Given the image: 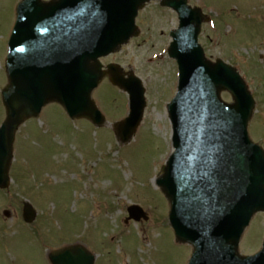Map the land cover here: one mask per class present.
Returning <instances> with one entry per match:
<instances>
[{
  "label": "rangeland",
  "instance_id": "374dc122",
  "mask_svg": "<svg viewBox=\"0 0 264 264\" xmlns=\"http://www.w3.org/2000/svg\"><path fill=\"white\" fill-rule=\"evenodd\" d=\"M19 1L0 0V96ZM189 2L206 8L213 21L204 25L200 37L207 57L237 67L257 101L249 132L264 149V0ZM137 24L142 35L103 63H117L142 79L147 90L144 123L127 145L119 144L111 126L129 113L128 99L108 83L95 93L108 123L102 129L84 120L72 122L57 104L27 122L14 144L12 187L0 191V232L9 233L0 234V264H48L50 250L77 242L97 255V264L189 263L191 248L177 242L168 221L169 203L155 185L173 151L167 108L178 77L167 54V34L176 29L178 18L154 0L140 12ZM223 97L231 101L228 94ZM4 119L2 106L0 124ZM25 200L38 212L31 225L22 219ZM133 204L142 206L148 221H128ZM4 210H10L9 218ZM263 238L264 215H257L240 252H257Z\"/></svg>",
  "mask_w": 264,
  "mask_h": 264
},
{
  "label": "water",
  "instance_id": "95a60500",
  "mask_svg": "<svg viewBox=\"0 0 264 264\" xmlns=\"http://www.w3.org/2000/svg\"><path fill=\"white\" fill-rule=\"evenodd\" d=\"M149 0H24L9 42L3 91L7 120L0 129V186H9L12 146L19 125L43 106L60 103L73 118L104 119L91 93L105 76L99 57L119 49L135 33V17ZM181 25L170 55L178 60L180 86L169 105L175 152L158 180L169 199L177 239L194 248L189 264H264V248L241 257L238 245L253 215L264 211V152L247 133L254 102L235 70L205 60L197 38L203 17L186 0H169ZM111 80L130 93L131 115L116 129L126 142L145 108L144 89L124 81L114 66ZM229 91L235 104L220 98ZM131 212L140 208L133 207ZM133 216V215H132ZM25 218L34 212L27 206ZM139 217H137L138 219ZM53 264H94L81 246L54 251Z\"/></svg>",
  "mask_w": 264,
  "mask_h": 264
}]
</instances>
